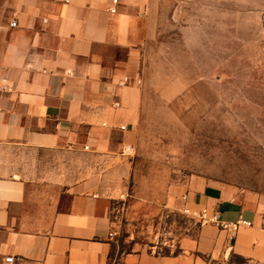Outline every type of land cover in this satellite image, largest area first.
I'll list each match as a JSON object with an SVG mask.
<instances>
[{
	"label": "crops",
	"instance_id": "1",
	"mask_svg": "<svg viewBox=\"0 0 264 264\" xmlns=\"http://www.w3.org/2000/svg\"><path fill=\"white\" fill-rule=\"evenodd\" d=\"M112 7V0H0V264H110L116 223L100 180L56 186L37 174L64 156L114 162L134 144L140 62L157 16L154 0ZM164 207L217 210L222 221L250 225L233 241L212 224L194 225L169 253L135 243L112 264H264L257 196L193 177Z\"/></svg>",
	"mask_w": 264,
	"mask_h": 264
},
{
	"label": "rangeland",
	"instance_id": "2",
	"mask_svg": "<svg viewBox=\"0 0 264 264\" xmlns=\"http://www.w3.org/2000/svg\"><path fill=\"white\" fill-rule=\"evenodd\" d=\"M154 5L158 27L140 62L143 104L130 151L114 162L52 158L37 174L56 186L100 180L116 223L110 264L135 243L169 253L199 225L164 207L190 178L251 193L264 207V0Z\"/></svg>",
	"mask_w": 264,
	"mask_h": 264
},
{
	"label": "built area",
	"instance_id": "3",
	"mask_svg": "<svg viewBox=\"0 0 264 264\" xmlns=\"http://www.w3.org/2000/svg\"><path fill=\"white\" fill-rule=\"evenodd\" d=\"M112 3H113V7L110 8L109 11L111 13H114L115 12L114 5L117 4V0H112ZM10 26L15 27L16 22L10 23ZM120 129L123 130L124 127H121ZM85 149H87V147H85ZM130 149L131 148H126L124 150V153H128L130 151ZM183 199H185V198L183 197ZM182 213L184 215L190 217L191 219H193L195 221V223H197L199 225L212 224V225L216 226L218 229L226 231L228 241L234 240L235 234H236L240 225H245V226L250 225V223L243 222V221H237V222L222 221L220 218V213L217 210L209 211V210L203 208V209L198 210V211H193L190 208L183 207ZM262 225L264 227V219L262 221ZM5 262L6 263H12L13 258L7 257V258H5Z\"/></svg>",
	"mask_w": 264,
	"mask_h": 264
}]
</instances>
